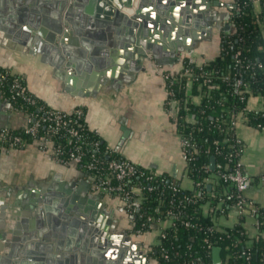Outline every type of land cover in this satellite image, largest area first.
Returning <instances> with one entry per match:
<instances>
[{
  "label": "crops",
  "instance_id": "1",
  "mask_svg": "<svg viewBox=\"0 0 264 264\" xmlns=\"http://www.w3.org/2000/svg\"><path fill=\"white\" fill-rule=\"evenodd\" d=\"M222 1L223 5L212 8L211 17L215 23L209 36L194 40L191 46L181 42V48L178 44L181 38L175 37L170 43H165L167 49L160 46L161 52L144 50L141 67L145 69L140 68L136 74L120 71L115 78L106 79L97 88L99 79L89 77L91 73L88 72V77L82 78L77 85L85 94L68 91L64 79L49 62L53 59V52L50 51L47 55L40 52L36 48L35 38L29 32L24 35L22 32L16 39L15 31H10L12 25L3 24L7 29L3 25L0 27V65L24 75L28 88L54 107L71 110L84 105L89 127L99 131L103 140L115 151L157 172L167 174L178 180L184 188L193 189L194 179L188 174L181 132L173 117L178 111V103L175 102L172 112L167 110L166 83L156 71L149 55H154L165 69L173 72L182 68L180 58L183 56L198 63L216 57L220 52L221 32L226 31L224 27L230 24L229 29L234 30L229 20V3L233 0ZM40 3L44 7L43 13L52 12L53 6L49 0ZM260 10V5H256V11ZM261 28L264 36V21ZM120 65L123 66L122 63ZM187 82V95L194 94V102L199 103V92L194 91L191 80ZM0 102L4 103L0 104V125L4 123L11 127H21L26 124L25 112L11 109L3 99ZM247 104L253 109H263L264 98L253 92L249 95ZM235 130L245 144L241 159L245 172L250 177L245 194L262 211L254 217L246 215L241 224L249 236L248 244L258 237L264 245V228L260 226L264 212V128H258L239 118ZM81 176L83 173L77 164L56 161L39 149L37 140H31L17 148H3L0 152V253L4 255L11 248L9 242L13 236L19 238L28 233L30 222L23 221L24 218L42 217L40 211L45 202L42 204L38 201L40 191L53 190L66 197L77 193L76 196L73 195L74 200L69 199L68 202L83 203L82 191L87 190V187L79 184ZM218 182L219 178L213 172L211 184ZM93 196L102 201V211L107 215L113 231L129 232L130 220L122 202L115 197ZM203 210L208 215L207 203ZM211 218L219 229H226L239 221V212L229 205L226 212H215ZM15 229H18L17 233H14ZM130 234L133 241L141 243L140 249H146L158 242L159 228L153 227L141 235ZM149 259L154 264L152 258Z\"/></svg>",
  "mask_w": 264,
  "mask_h": 264
},
{
  "label": "water",
  "instance_id": "2",
  "mask_svg": "<svg viewBox=\"0 0 264 264\" xmlns=\"http://www.w3.org/2000/svg\"><path fill=\"white\" fill-rule=\"evenodd\" d=\"M40 2L0 0V27L12 25L16 39L29 32L40 52H53L49 62L65 88L79 94H85L77 87L84 77L99 79L97 88L120 71L145 69L144 50L161 52L160 46L167 49L165 43L175 37L181 38V48V42L191 46L209 36L215 22L208 11L223 5L222 0H49L52 12L46 14ZM228 25L226 31L231 30ZM210 166L215 167L214 155ZM40 193L42 217L23 219L29 220L30 230L11 238L0 264H151L148 248L140 249L128 231H113L102 201L87 190L82 191L83 203L73 204L68 201L77 193ZM213 259L221 261L220 245L213 247Z\"/></svg>",
  "mask_w": 264,
  "mask_h": 264
},
{
  "label": "trees",
  "instance_id": "3",
  "mask_svg": "<svg viewBox=\"0 0 264 264\" xmlns=\"http://www.w3.org/2000/svg\"><path fill=\"white\" fill-rule=\"evenodd\" d=\"M234 2L235 6L230 8L229 20L232 22L235 30H223L220 35L219 54L213 59L202 62L203 69L208 71L219 70L221 73H229L230 76H216L212 81H206L205 77L199 74L200 68L198 62L188 56H183V64L192 67L197 75L196 79L191 80L194 91L197 93L202 90L210 95L204 97L199 104L187 102L183 99V96L186 95V82L190 79L187 76H181L182 78L174 85L176 96L180 100L178 129L186 134H191L197 142L199 149L198 152L194 153L192 159H187L189 166L188 174L194 180L200 178L204 181L211 171L224 170L226 168L228 161L225 158V154L230 150L229 143L231 139L223 146L215 142L216 139L226 136L222 127L226 126V120L230 118V114L236 111L238 107L248 105V98L251 93L261 94L264 98V72L257 66L259 61H264V36L261 28V23L264 21V0L260 1V12L255 10V2L253 0H234ZM237 52L239 53L240 61H237L235 57V53ZM238 75H242L245 80L251 81V90L244 93V99L236 94L235 80ZM16 79L22 81L26 93L35 99V103L28 102L19 95L15 88L13 89V83ZM5 97L9 98L6 103L11 109L28 112L33 116L43 114V111L38 109V105L52 108L48 102L38 97L28 88L24 75L0 65V98L4 100ZM77 108H83L84 110L83 116L79 118L80 126L83 127V134H85L88 140H99L100 147L98 153L106 159L114 156L124 157V155L117 151H112L110 154L104 153L105 150H111V148L103 140L101 133L90 130L86 121V107L78 105L75 109ZM191 113L195 114L196 121L189 122L184 120ZM249 116V124L258 126L261 123V127L259 128H264L263 110L250 111ZM185 123L189 125L186 126ZM43 130L44 128H41L40 133ZM1 134L2 130H0ZM10 134L30 139L29 134L26 133L23 126H10ZM0 144L8 146L9 141H0ZM212 155L215 156V167L212 170L206 171L202 165H210ZM87 156H85V159L88 158ZM78 166L81 168L80 164ZM139 166H142V164ZM134 178L136 179V177ZM166 178L171 177L167 175ZM171 179V181L174 180V178ZM171 181L153 182L154 188L145 193L141 212L157 214V206H161L162 208L168 207L167 200L169 198L173 197L177 200L182 198L184 194H192L193 189L184 188L181 184H179L180 190L173 191L170 187ZM161 199H164V201L162 202ZM233 199V197H226L227 202L224 204L225 211L232 204ZM203 200L195 199L187 206L189 209L199 210L197 213L199 218L195 217L194 219L200 222L202 230L199 231L186 226L180 220L177 221L176 225L170 226L167 229V235L162 238L161 243L152 244L150 249V255L156 258V263L220 264L214 261V246H208L206 238L213 240L222 235L223 238L217 241L216 245L221 246L223 262L227 261L228 264H264V245L258 237L248 244L247 238L249 236L241 223H236L234 226L226 229H215V232L205 231L208 225L214 222L211 218L212 215L201 213L200 203ZM141 219L138 218L137 226L141 224ZM260 226L264 228L262 223H260ZM146 228L148 227L145 226ZM160 245L167 248L170 255L169 259H166L162 255ZM243 251L250 254L248 260L243 256Z\"/></svg>",
  "mask_w": 264,
  "mask_h": 264
},
{
  "label": "built area",
  "instance_id": "4",
  "mask_svg": "<svg viewBox=\"0 0 264 264\" xmlns=\"http://www.w3.org/2000/svg\"><path fill=\"white\" fill-rule=\"evenodd\" d=\"M253 1L255 2L256 10V5L257 3L261 5V0ZM229 4L230 8L235 6L234 0ZM235 57L237 61L241 60L238 52L235 53ZM149 59H151L152 63L155 65L156 71L165 80L168 90V96L166 99L167 110L172 112L175 107V102L177 101L178 103L176 105L178 111L173 114L174 120L178 122L180 100L176 96L174 85L180 78H182L181 76H187V78L192 80L196 79L197 75L192 67L183 64L182 57L180 58L183 64L182 68L180 71L175 72L165 69L154 55H149ZM198 65L200 68L199 74L203 75L206 81H212V79L216 76H230L229 73H221L219 70L208 71L203 69L202 62L198 63ZM257 66L264 72V61H259ZM235 81L236 94L240 95V98L244 99V93L251 90V81L245 80L242 75H238ZM187 83L188 82H186V87ZM14 88L17 90L19 95H21L28 102H36L33 97L26 93L25 86L21 80H15L13 83V89ZM198 94L200 96L199 103H201L204 97L210 95L202 90ZM8 99V97L4 98L5 101ZM183 99L187 102L195 103L193 100L194 94L187 95L186 93V95L183 96ZM38 109L42 110L43 114L33 116L32 114L25 112L27 119L26 124L23 125V127L25 128L26 133L29 134L30 139L19 135H11L9 125L1 127L0 130H2V134L0 135V141H9V144L8 146L0 144V152L3 148H17L26 145L31 140H37L39 149L51 155V157L56 161L63 164H80L83 176L79 179V184H84L87 187L88 193H91L92 195L109 196L119 199L128 214L130 220L129 232L132 234L141 235L153 227H158L159 238L157 243L160 244L162 238L167 235V229L170 226L176 225L179 220L186 226L199 231L202 230L200 222L194 219L195 217L199 218V216H197L199 210L195 211L194 209H189L187 207L195 199H204L200 203L201 213L204 215L206 214L204 213L203 206L207 203V214L212 215L215 212H226V208L224 206L227 202L226 197H233L234 199L231 206L235 207L239 212V221L237 223H241L246 215L254 217L258 213L262 212L258 204L245 194V190L250 182V177L245 172L244 164L241 159L245 148L244 140L236 133L235 127L239 118H242L248 123L250 119V111L263 110L264 113V108L253 109L246 105L238 107L236 111L231 113L230 118L226 120V126L222 127L226 136L215 140L216 144L223 146L229 141V139H231L229 143L230 150H228L225 154V158L228 161L226 168L224 170L211 171L209 175L206 176V180L204 179V181L200 178L195 179L192 194H184L182 198L177 200L173 197L169 198V200H167L169 206L165 208L157 206V214L141 212L142 201L145 198V193L154 188L153 182L171 181V178H166V174L164 175V173L157 172L150 167L144 165H142L143 167L139 166L140 163L125 156H114L109 159L104 158L98 153V149L100 147L99 140H88L85 134H83V127L80 126L79 123V118L82 117L84 113L83 108L64 110L54 106H52V108H46L43 105H38ZM184 120L195 122V114H188ZM185 125L188 126L189 124L185 123ZM256 127H261V123H259ZM41 128H44V130L40 133ZM90 130L100 133L95 129H91V127ZM180 132L182 147L185 151L187 159L190 160L194 157V153L199 151L197 142L191 134H186L181 130ZM109 147L111 150H105L104 153L110 154L112 151H115L113 147ZM86 155H88L87 159H85ZM202 166L206 171H209V169L212 170L211 166L208 164H203ZM187 167L189 168L188 162ZM213 172L219 178V182L215 184H211ZM134 177H136V179ZM179 184L180 182L174 179L170 182V187L173 191H178L181 189ZM161 201L163 202L164 199H161ZM138 218H142V222L139 226L136 225ZM261 223L264 225V212ZM145 226L148 228L145 229ZM215 229H219V227L213 223L208 225L205 231L209 230L210 232H215ZM221 238H223V236L219 235L218 238L213 240L206 238V241L208 246H215L217 241ZM148 247V257L155 258L150 255L152 244ZM161 252L166 259L170 258L167 248L163 245L161 246ZM243 256L247 260L250 258V254L246 251H243ZM219 263L228 264L227 261L223 262L222 254L221 261Z\"/></svg>",
  "mask_w": 264,
  "mask_h": 264
},
{
  "label": "flooded vegetation",
  "instance_id": "5",
  "mask_svg": "<svg viewBox=\"0 0 264 264\" xmlns=\"http://www.w3.org/2000/svg\"><path fill=\"white\" fill-rule=\"evenodd\" d=\"M216 6H219V5H216ZM212 8H213V7H210V9H209V11H208L209 14H212ZM65 210H66V209H65Z\"/></svg>",
  "mask_w": 264,
  "mask_h": 264
},
{
  "label": "rangeland",
  "instance_id": "6",
  "mask_svg": "<svg viewBox=\"0 0 264 264\" xmlns=\"http://www.w3.org/2000/svg\"><path fill=\"white\" fill-rule=\"evenodd\" d=\"M257 5H259V3H257ZM4 101H5V100H4ZM5 102H6V101H5ZM151 260H152V262H153L154 264H156V263H155V261H156L155 258H152Z\"/></svg>",
  "mask_w": 264,
  "mask_h": 264
}]
</instances>
